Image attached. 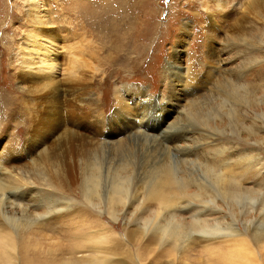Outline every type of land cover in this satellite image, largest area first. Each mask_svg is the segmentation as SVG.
Listing matches in <instances>:
<instances>
[{
	"label": "bare ground",
	"instance_id": "bare-ground-1",
	"mask_svg": "<svg viewBox=\"0 0 264 264\" xmlns=\"http://www.w3.org/2000/svg\"><path fill=\"white\" fill-rule=\"evenodd\" d=\"M38 1H26L31 23L21 58L16 55L21 94L6 104L0 101L5 124L14 123L17 137L0 159V264H178L198 246L206 257L196 264H263L264 186L248 181L257 178L262 159L255 149L244 151L239 141L264 147L259 133L264 96L245 84L243 72H221L231 39L218 47L217 27L206 24L205 69L186 76L178 57L189 33L184 24L162 68L165 102H154L139 86L114 87L107 116V79H102L119 65L126 36L108 33L105 58L114 60L102 68L100 60L80 62L79 48L62 68L58 37L50 30L55 20L39 11ZM246 16L245 23L256 17L264 22V0H247ZM153 103L158 114L151 110ZM164 110L169 116L163 120ZM161 114L163 132L149 133L143 124ZM232 136L238 144L219 143L218 137ZM234 153L240 156L233 158ZM74 207L97 226L102 215L113 222L125 216L123 235L112 239L116 233L104 230L94 238L78 235L60 256L47 258L40 241L50 231L48 220ZM244 207L251 211L245 213ZM139 245L160 253L149 259ZM82 252L90 256H76Z\"/></svg>",
	"mask_w": 264,
	"mask_h": 264
},
{
	"label": "rangeland",
	"instance_id": "rangeland-1",
	"mask_svg": "<svg viewBox=\"0 0 264 264\" xmlns=\"http://www.w3.org/2000/svg\"><path fill=\"white\" fill-rule=\"evenodd\" d=\"M26 1L28 0H0V59L2 58L0 69L4 67L3 72L0 73V101L4 99L5 104L6 100L11 101L21 94L16 83L19 76L16 55L21 58L19 57L21 55L19 52L20 45L23 41L24 32L28 29L27 25L31 23L27 12L29 6ZM246 3L247 0H39L38 9L41 12L47 11L50 18L55 20V25L50 27V30L53 34L55 33L56 38L58 37L59 56L57 62L62 65V68L68 66L69 58L72 57V54L77 53V48L83 51L77 57L80 62L85 60L96 64L100 60V68H102L114 60L105 58L110 52L108 33L117 31L118 35L116 36L120 34L123 36L122 38L126 36V42L120 46L124 47V56L120 57L121 60L117 59L120 66L116 64L108 72L110 76L105 75L102 79L105 81L107 79L106 84H104L106 95L104 112L109 116L113 108L112 92L114 87L139 86L145 88L147 93L152 95L151 98L155 99L154 102L157 99L161 103L165 102L162 99L166 96L167 86L162 81V68L168 60L172 52L171 49L175 46L180 29L184 24L189 26V33L183 42L182 53L178 54L183 74L186 76L189 73L198 75L204 71L205 57L203 53L206 50L203 45L207 42L206 37L209 33L208 30H204L206 29L204 26L213 23L217 27L219 36L216 45L223 47L224 42L231 44L230 41L224 40L226 37L230 38L233 43L228 51L221 56L223 59V63L220 65L221 72H243L242 79L245 84L256 86L255 91L260 90L257 96H264L262 92L264 86L261 88V85L264 84V22L259 17L253 18L249 23L244 22V19H247V16L244 18ZM218 4L222 5L221 8H218ZM237 25L241 28L244 25L245 29L243 27L241 32L237 31L240 28ZM125 50L129 52L127 53ZM107 60L110 61L107 62ZM84 70L89 71L88 69ZM158 109L153 103L151 110L157 111L156 114H158ZM166 112L164 110L163 120L164 116H169ZM162 114L156 117L155 122L150 120L146 122L147 124H143L149 133L156 131L159 135L163 132L162 129H159L163 123ZM5 115L6 108H3L0 110V159L2 161L6 158L7 147L11 146L13 142L16 143L15 140L17 141V137L14 136L16 132L14 123L5 124ZM13 117V121H15L17 115L13 113ZM158 122L159 124H157ZM186 124L185 121L180 123V126L183 128ZM260 131L259 133L264 135V128ZM243 135L242 138L245 141L248 137L245 133ZM234 138V136L229 138L218 137V140L219 143L227 142L226 147L229 143L235 145L240 142L239 144L243 145L241 147L244 151L257 150L256 154L260 155L262 165L259 167L257 178H249L248 181H253L252 184L254 181L255 183L261 182L264 186V147L259 144L254 146L252 141H245L243 144V141L238 140V142ZM15 147L18 146L15 145ZM241 147H239L240 150ZM211 152H215V150L212 148ZM239 156L240 154L234 153L233 158ZM80 209L81 207H74L72 211L48 220L47 226L50 231L48 235L44 234V236L46 235L44 240L40 241V246L46 254L42 253L47 258L60 256L59 250L72 242H78L76 239L78 235L94 238L97 236L96 234H103V230L116 233L113 234L112 239H118L119 236L123 235L122 227L126 220L125 216L119 217L116 222H113L106 215H102L97 226L96 223L92 222L91 216H81L78 213ZM236 209L235 214H237ZM243 210L247 213L251 211V207H244ZM92 211L95 212V210ZM240 228L242 229V226ZM108 234L110 233L108 232ZM104 236L107 237L108 235L104 234ZM133 244L131 243V245ZM131 245L130 249L135 250L137 245ZM222 245L224 246V244ZM123 246L125 245L123 244ZM138 248L139 252H143L149 259H153L160 253L159 251L144 250L140 245ZM123 249H126V246ZM188 251V254L185 252L181 259H177L178 264H196L197 258L206 257L200 246ZM89 254L82 252L76 256L89 257ZM67 258L64 257L62 260ZM170 259L173 260V258ZM165 260L167 259H162L161 262ZM262 263L264 264V259Z\"/></svg>",
	"mask_w": 264,
	"mask_h": 264
}]
</instances>
